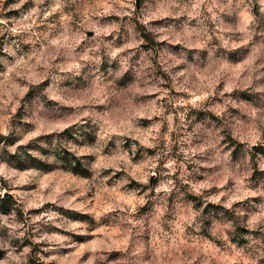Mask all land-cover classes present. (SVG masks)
<instances>
[{
    "label": "rangeland",
    "instance_id": "374dc122",
    "mask_svg": "<svg viewBox=\"0 0 264 264\" xmlns=\"http://www.w3.org/2000/svg\"><path fill=\"white\" fill-rule=\"evenodd\" d=\"M0 194V264H264V0H0Z\"/></svg>",
    "mask_w": 264,
    "mask_h": 264
},
{
    "label": "trees",
    "instance_id": "16d2710c",
    "mask_svg": "<svg viewBox=\"0 0 264 264\" xmlns=\"http://www.w3.org/2000/svg\"><path fill=\"white\" fill-rule=\"evenodd\" d=\"M2 203H12L11 195L5 196V195L0 194V204Z\"/></svg>",
    "mask_w": 264,
    "mask_h": 264
},
{
    "label": "clouds",
    "instance_id": "9594fccd",
    "mask_svg": "<svg viewBox=\"0 0 264 264\" xmlns=\"http://www.w3.org/2000/svg\"><path fill=\"white\" fill-rule=\"evenodd\" d=\"M256 28H257V29L259 28V22L257 23Z\"/></svg>",
    "mask_w": 264,
    "mask_h": 264
}]
</instances>
